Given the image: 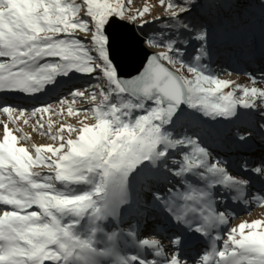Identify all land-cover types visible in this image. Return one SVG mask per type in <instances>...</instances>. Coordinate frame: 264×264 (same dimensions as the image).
<instances>
[{"label": "snow or ice", "instance_id": "obj_1", "mask_svg": "<svg viewBox=\"0 0 264 264\" xmlns=\"http://www.w3.org/2000/svg\"><path fill=\"white\" fill-rule=\"evenodd\" d=\"M125 2L0 0V264H264V220L230 226L219 209L264 201L251 191L264 187V154L251 152L264 71L239 83L210 71L215 57L264 52V0H159L168 17L151 35L162 17L145 19L147 4L129 16ZM137 19L163 51L122 78L110 29ZM62 83L60 110L83 113L79 127L53 131L52 104L6 99ZM33 118L53 143H21Z\"/></svg>", "mask_w": 264, "mask_h": 264}, {"label": "rangeland", "instance_id": "obj_2", "mask_svg": "<svg viewBox=\"0 0 264 264\" xmlns=\"http://www.w3.org/2000/svg\"><path fill=\"white\" fill-rule=\"evenodd\" d=\"M77 2L82 3V0H77ZM168 0H165V3L167 4ZM147 4V6L151 9L150 14H147L144 18L145 19H155L156 16H161L162 20L155 21L152 24L147 25L144 29V33H148L151 35L152 33L156 32L158 29H161L164 27V21L167 20L168 14L165 11V8L161 7L159 4V0H132L131 4H128L125 2V7L127 9H130L126 14L131 16L137 14L138 10L142 9L143 6ZM252 11L259 13L260 9L259 6L252 9ZM137 23H140V20L137 19L136 23L134 24V28L136 32L141 36L142 39H144L143 35L141 34V30L137 28ZM78 35L83 36V33H78ZM145 45V43H144ZM146 46V45H145ZM156 52L157 51H163L162 48H153ZM191 48L188 49V51L185 54V59L191 61ZM255 52L254 56H250L251 54L244 55V59H242L239 64H235L233 66H227L225 62L223 61V55L215 57L213 61L210 63V71L217 74L220 78L223 79H229L236 82H246L248 81V76L246 73H251L257 77L260 76L261 72L264 71V52L261 51L259 46L255 47L251 52ZM256 54V55H255ZM3 59V58H0ZM87 81L84 79L75 81L77 84H85ZM92 83H95V81H92ZM70 86L68 84L62 83L61 86L54 91L47 92V94H37L35 98L28 97L23 93H18V95H13L12 97H6V99L14 103L20 107L30 109L34 106H40L42 103H49L52 104L53 108L56 109L60 114L59 115H53L52 113H48L45 116V119L47 120L49 117L51 118L53 122V131H56V128L59 126L57 122L60 123H72L75 124L77 127L80 126V120L83 119L84 114L79 113L76 115L69 116L67 114V108L65 107L62 111L60 110L58 99L66 94V88ZM227 91V89L225 90ZM40 95V96H39ZM70 99V97H69ZM76 108H82V107H90L89 105H83L80 103H77L74 105ZM27 116V112H26ZM0 120H7L6 115H0ZM86 123H94V120L91 118ZM35 123V119H31L28 125L23 124L22 121L19 122L20 127L23 129V133L28 135L27 141H22L21 143L24 144V146H28L29 144H48L53 143L51 141L50 137L48 135L42 134L40 131H36L33 129L32 125ZM12 125H10L11 127ZM47 131V126L45 125L44 132ZM0 132H2V129H0ZM18 136L21 135V133H16ZM67 135V133H65ZM251 152L256 156L259 157L261 154H264V142H261V139L259 136H257L255 142L253 143V146L251 148ZM233 160H235V157H233ZM233 172H235V166H233L232 169ZM171 179V178H170ZM173 183L175 181L173 180ZM251 191L255 194H259L260 192H264V187L259 182H255L254 187L251 188ZM219 209L222 211H226L230 217H234L230 221V226H236L239 223L243 221H249L251 222L254 219H261L264 220V201H260L258 199H249L247 202H240L237 203L233 200L227 201V206L225 204L221 203L219 205ZM227 227H223L220 229L221 235H226ZM205 241L198 242V245L201 246V250H203V245L205 244ZM219 243V242H218ZM195 252H192L191 255L195 256Z\"/></svg>", "mask_w": 264, "mask_h": 264}, {"label": "water", "instance_id": "obj_3", "mask_svg": "<svg viewBox=\"0 0 264 264\" xmlns=\"http://www.w3.org/2000/svg\"><path fill=\"white\" fill-rule=\"evenodd\" d=\"M113 56L122 71V78L135 75L141 69L146 56L152 54L132 23H117L112 27Z\"/></svg>", "mask_w": 264, "mask_h": 264}, {"label": "trees", "instance_id": "obj_4", "mask_svg": "<svg viewBox=\"0 0 264 264\" xmlns=\"http://www.w3.org/2000/svg\"><path fill=\"white\" fill-rule=\"evenodd\" d=\"M254 51L251 52L249 55L250 56H254ZM256 55V54H255ZM247 56V54H246ZM246 56H239L238 55V50H236L235 52H233V54L231 55V57L228 56V54H224L222 57H223V61L225 62V64H227V66H233V65H237L239 64V62L242 61V59H244V57Z\"/></svg>", "mask_w": 264, "mask_h": 264}, {"label": "bare ground", "instance_id": "obj_5", "mask_svg": "<svg viewBox=\"0 0 264 264\" xmlns=\"http://www.w3.org/2000/svg\"><path fill=\"white\" fill-rule=\"evenodd\" d=\"M126 23V22H125ZM115 24H117V23H115ZM115 24H113L112 25V27L115 25ZM138 25H139V23H137V28H139L138 27ZM112 27H111V29H110V31L112 32ZM140 30V29H139ZM146 45V44H145ZM146 48L150 51V52H156L152 47H149L148 45H146ZM112 56H113V53H112ZM113 58H114V62L116 63V64H118V62L116 61V59H115V57L113 56ZM119 65V64H118ZM119 72H120V74L122 75V71H121V69H120V67H119ZM13 95H18V93H15V94H11V95H9L8 97H12ZM41 95V94H40ZM39 95V96H40Z\"/></svg>", "mask_w": 264, "mask_h": 264}]
</instances>
